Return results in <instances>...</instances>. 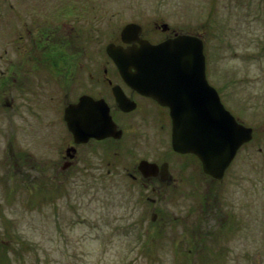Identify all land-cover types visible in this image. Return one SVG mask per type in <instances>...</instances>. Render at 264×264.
<instances>
[{
    "label": "flooded vegetation",
    "instance_id": "flooded-vegetation-1",
    "mask_svg": "<svg viewBox=\"0 0 264 264\" xmlns=\"http://www.w3.org/2000/svg\"><path fill=\"white\" fill-rule=\"evenodd\" d=\"M9 3L10 13L14 15L13 4ZM101 4L66 0L46 6L49 8L47 10L42 6L28 9L17 7L20 14L14 15L9 26L14 27L17 23L20 29L25 28L17 34L18 44L9 45L10 51L6 50L7 45L4 49L7 58L6 66L0 71V87L42 91L37 104L40 107L38 116L44 123L39 132L44 135L46 148L43 151L42 143L41 157L38 163L32 162L31 165L37 172L39 186L56 188L66 182L75 184L73 176L76 171L94 170L99 174L105 167L107 175L122 176L134 186L135 191L136 185L150 190L151 195L145 196L146 207L150 210L149 220L152 223L160 222L159 230L165 227L173 232L182 231L187 239V250L196 254L197 251H204L208 243L217 242L219 247L214 250L219 251V255L214 261L222 264L220 260L224 258L221 253L223 249L228 250L226 244L229 239L213 238L212 235L222 231L229 234L236 242L231 251H236L241 246L236 235H245V242L249 246L253 230L256 233L259 227L264 230V109L261 106L254 111L256 98L263 95L253 91L250 80L245 84V93L240 94L244 78L237 77V71L221 66L211 71L205 66L207 82L215 88L223 107L238 122L251 128V138L238 147L222 176H211L204 172L196 154L173 149L169 107L124 80L120 69L107 53L106 45L109 42L124 47L136 44V34L128 35L129 41L125 42L121 39L120 31L110 35L106 26L96 23L93 26V7L99 8ZM28 10H40V16L28 20ZM52 14L49 23H42L43 15ZM151 22L150 29L156 35L145 33L141 24L142 38L157 43L180 33L195 34L202 39L205 52L202 34L178 30L160 19ZM163 24H166L165 29ZM75 38H79L77 43ZM89 40H103L105 44L92 50L90 45H83ZM7 43L11 44L12 41L8 40ZM13 48L16 53L19 52L17 58ZM130 71L136 72V68L131 67ZM171 78L175 79L173 76ZM158 80L160 78L156 80L155 77L157 83ZM79 102L82 104L75 107L73 117L81 120V128H101L105 123L106 109L115 123L112 133L76 139L84 133L69 131L63 114L66 106ZM5 103L11 113L18 112V106L11 101ZM93 120H96L95 124ZM61 137H64L62 142ZM155 144L163 149H149ZM254 154L258 155L257 158ZM25 159L24 152L15 153L7 164L8 168L23 177L27 173ZM142 159L152 163L140 166ZM16 164L19 165L17 169ZM193 176L201 189L195 194H188L189 190L185 189V195L180 189L191 187L190 178ZM24 179L28 180L27 174ZM165 187L181 193H172L169 195L171 199L185 198L186 205L180 213L168 210L161 215L156 210V204H162L164 199L169 201L167 193L163 192ZM252 208L263 217L256 223L253 222ZM246 258L253 263L256 257L253 254L250 259L246 254ZM259 262L261 258L256 263Z\"/></svg>",
    "mask_w": 264,
    "mask_h": 264
},
{
    "label": "rangeland",
    "instance_id": "rangeland-1",
    "mask_svg": "<svg viewBox=\"0 0 264 264\" xmlns=\"http://www.w3.org/2000/svg\"><path fill=\"white\" fill-rule=\"evenodd\" d=\"M64 1L0 0V71L6 66V45L8 51L9 45L16 46L17 34L25 28L20 29L17 23L9 27L14 15L20 14L17 7L42 6L47 10L46 6ZM9 2L13 4L14 15L10 13ZM70 2L102 3L99 8L93 7L92 24L106 26L110 35L119 32L129 20H136L144 26L145 33L155 36L150 29L151 21L159 19L178 30L202 34L206 66L211 71L220 66L237 71V77L244 78L240 94L245 93V84L250 80L253 91L263 95L262 100L256 98L254 111L261 106L264 109V0ZM38 11H26V19L38 18ZM52 17L53 14L43 15L42 23H49ZM8 40L12 43L8 44ZM78 41L79 38H75V43ZM104 44L103 40L83 43L90 45L92 50ZM13 52L17 58L19 52L14 48ZM40 92L0 87V264H217L214 261L219 255V251L214 250L219 247L217 242L208 243L205 250L197 254L188 251L182 231L173 232L165 227L159 230L160 222L149 220L145 196L151 195L150 190L136 185L135 191L122 176L107 175L105 167L99 174L94 170L76 171L75 184L66 182L56 188L39 186L37 172L31 165L38 163L42 143L43 151L46 148L44 135L39 132L44 124L38 116ZM7 101L18 106L17 113L10 112L5 106ZM63 140L61 137L60 141ZM149 149L160 151L163 148L155 144ZM20 151L25 153L28 180H22L26 174L22 177L8 168L12 155ZM190 180L191 187L180 189L185 195V189L189 190L188 194L201 189L195 176ZM163 192L167 193L169 201L164 199L162 204H156L159 214L164 215L168 210L180 213L185 208V198H170L169 195L176 193L172 188L165 187ZM252 213L254 223L263 218L255 208ZM212 237L229 239L226 244L229 251L223 249L224 260L220 263L257 264L261 258L259 264H264V230L261 227L258 233L253 230L249 246L245 235H236L241 243L236 251H231L236 242L224 231ZM246 254L250 259L255 254L253 263L246 260ZM233 257L236 258L231 261Z\"/></svg>",
    "mask_w": 264,
    "mask_h": 264
},
{
    "label": "water",
    "instance_id": "water-1",
    "mask_svg": "<svg viewBox=\"0 0 264 264\" xmlns=\"http://www.w3.org/2000/svg\"><path fill=\"white\" fill-rule=\"evenodd\" d=\"M165 27L163 24V29ZM140 32V24L126 23L120 31L121 39L128 42L127 36L133 33L138 44L123 47L109 42L107 53L129 85L169 107L173 149L193 152L200 159L204 172L221 177L238 147L251 138V128L236 121L223 107L215 88L207 82L202 40L196 35L181 33L152 43L141 38ZM131 67H135L136 72L130 71ZM155 77L156 80L160 78L158 83ZM81 104L66 106L63 114L70 131L84 133L76 139L112 133L115 123L106 109L101 128H81V120L73 117L75 107ZM147 163L152 162L140 160V166Z\"/></svg>",
    "mask_w": 264,
    "mask_h": 264
}]
</instances>
